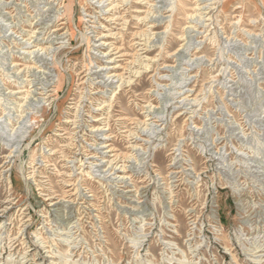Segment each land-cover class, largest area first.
Masks as SVG:
<instances>
[{
    "label": "rangeland",
    "instance_id": "rangeland-1",
    "mask_svg": "<svg viewBox=\"0 0 264 264\" xmlns=\"http://www.w3.org/2000/svg\"><path fill=\"white\" fill-rule=\"evenodd\" d=\"M0 264H264V0H0Z\"/></svg>",
    "mask_w": 264,
    "mask_h": 264
},
{
    "label": "bare ground",
    "instance_id": "bare-ground-1",
    "mask_svg": "<svg viewBox=\"0 0 264 264\" xmlns=\"http://www.w3.org/2000/svg\"><path fill=\"white\" fill-rule=\"evenodd\" d=\"M109 145V144H108Z\"/></svg>",
    "mask_w": 264,
    "mask_h": 264
}]
</instances>
